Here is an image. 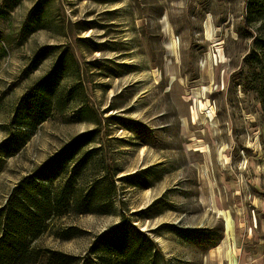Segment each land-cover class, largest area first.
<instances>
[{
	"label": "rangeland",
	"instance_id": "rangeland-1",
	"mask_svg": "<svg viewBox=\"0 0 264 264\" xmlns=\"http://www.w3.org/2000/svg\"><path fill=\"white\" fill-rule=\"evenodd\" d=\"M251 5L0 0V142L30 131L3 160L0 207L23 177L96 131L71 193L91 189L103 213L59 206L31 246L82 256L125 219L158 244L155 264H264V59L245 58L264 29ZM56 70L57 107L35 129L16 124L27 90Z\"/></svg>",
	"mask_w": 264,
	"mask_h": 264
},
{
	"label": "trees",
	"instance_id": "trees-1",
	"mask_svg": "<svg viewBox=\"0 0 264 264\" xmlns=\"http://www.w3.org/2000/svg\"><path fill=\"white\" fill-rule=\"evenodd\" d=\"M251 1L253 12L259 16L261 29H264V0ZM253 44L254 48L245 58L259 63L264 59V33L255 36ZM52 48H40L34 55L32 66L48 56ZM60 74L58 70L53 71L27 90L23 99L24 113L19 115L16 124L32 130L51 115L52 108L58 104L56 86ZM257 92L264 111V80ZM27 133H10L1 140L0 171L5 157L14 156L21 150ZM94 133L96 131L91 130L77 135L37 171L26 175L13 187L6 204L0 207V264H32L46 255L47 264H71L74 260L77 264H155L162 255L158 244L146 232L125 219L99 234L82 256L74 257L56 250L45 252L30 245L29 239L37 237L43 221L57 212L59 206L71 207L73 214L103 213L91 189L77 195L71 193L73 180L91 160L92 150H86V147L93 140ZM66 164L70 165L69 171ZM66 171V183L51 191L53 182ZM103 175L108 177V171ZM131 178L133 176H124L119 180L131 181ZM110 182L115 188L113 177ZM73 231V228L65 230L63 238L73 237Z\"/></svg>",
	"mask_w": 264,
	"mask_h": 264
}]
</instances>
